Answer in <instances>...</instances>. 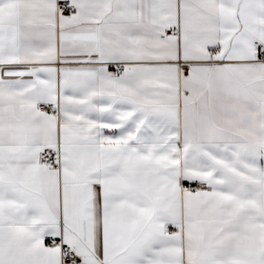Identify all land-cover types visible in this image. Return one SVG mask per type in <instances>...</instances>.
Masks as SVG:
<instances>
[{"label":"snow or ice","instance_id":"obj_1","mask_svg":"<svg viewBox=\"0 0 264 264\" xmlns=\"http://www.w3.org/2000/svg\"><path fill=\"white\" fill-rule=\"evenodd\" d=\"M0 264H264V0H0Z\"/></svg>","mask_w":264,"mask_h":264}]
</instances>
